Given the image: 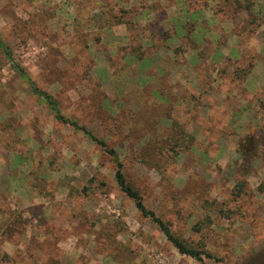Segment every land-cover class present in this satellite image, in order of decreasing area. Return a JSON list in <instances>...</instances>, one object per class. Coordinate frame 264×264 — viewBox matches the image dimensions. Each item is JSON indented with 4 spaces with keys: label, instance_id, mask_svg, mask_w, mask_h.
Listing matches in <instances>:
<instances>
[{
    "label": "rangeland",
    "instance_id": "1",
    "mask_svg": "<svg viewBox=\"0 0 264 264\" xmlns=\"http://www.w3.org/2000/svg\"><path fill=\"white\" fill-rule=\"evenodd\" d=\"M132 1L138 4L120 5L123 0H0V36L36 86L55 98L65 117L86 126L117 152L125 175L138 188L148 209L162 218L175 235L217 258L205 257L201 262L180 253L160 227L143 216L119 189L113 157L82 131L58 121L0 50V116L2 108L13 115L8 141L0 132V145L6 143L15 150L10 154L9 167L26 181L28 168L33 167L34 175L46 180L35 183L37 190L50 197L54 189L49 181L51 171L77 166L76 170H66L67 180L74 183L73 191L79 194L81 188L89 196L87 209L95 208L104 219V240L92 248L82 235L86 226L83 228L81 220L75 221L73 231L79 240L72 253L65 204H60L62 209L58 206L63 217L56 221L40 217V232L49 231V239L53 234L58 240L62 238L60 246L65 252L62 258L61 248L52 249L57 256L55 263L263 264L264 90L257 95L240 94L230 76L236 65H245L253 56L257 61L262 57L245 48L243 59L223 61L228 74L218 79L217 73L218 80L213 83V72L222 58L220 46L225 48L231 35L218 27L222 33L219 43L211 29L215 18L210 11L214 14L219 0H212L213 8L207 0H188L189 8L184 7V19L180 21L171 18L174 9L165 15V8L176 4L175 0ZM122 10L129 12L122 16ZM254 13L264 19L260 12ZM218 16L219 21L227 18L224 13ZM246 16L247 12L240 13L241 19ZM168 19L174 20L177 32H184L186 25L191 28L193 23L194 39L208 38L212 42L211 48L196 46L191 38L186 44L189 49L197 48L205 62L197 73L189 70V81L201 94H194L196 101L191 98L184 106H173L172 112L169 105L151 102L149 87L156 83L147 85V92H151L148 97L144 93L145 69L157 62L155 54L164 49L163 33L174 31ZM118 21L126 24L129 43L141 47L139 53L146 55L143 59L133 54L136 58L127 60L129 53L124 52L127 46H122L121 37L114 38L111 33L106 36L108 47L98 41L103 27ZM226 27H230L229 22ZM250 36L247 32L240 35L243 43ZM234 54L237 56V52ZM104 55L109 74L99 64ZM167 114L194 136V145L176 146ZM18 125L28 131L27 135L21 133L23 128L14 133ZM241 142L244 150L239 152ZM6 181H0V194L6 189L8 195L12 190L19 194L25 186V182H19L18 189L12 188ZM80 208L81 203L75 202L74 209L82 214ZM46 214L52 212L47 209ZM21 215L19 207L0 200V264H49L44 252L33 248H28L26 255L3 254V242L27 226ZM19 239L28 243L29 236L22 234Z\"/></svg>",
    "mask_w": 264,
    "mask_h": 264
},
{
    "label": "crops",
    "instance_id": "2",
    "mask_svg": "<svg viewBox=\"0 0 264 264\" xmlns=\"http://www.w3.org/2000/svg\"><path fill=\"white\" fill-rule=\"evenodd\" d=\"M118 1V0H117ZM120 1V0H119ZM177 3L176 4H169V6L167 8H165V15H168V12L170 9H174L173 14L170 15L172 19H175L177 21L183 20V16H182V10L185 7V3H188V0H176ZM210 3V6L213 8V6H215V3H212V0H207ZM161 2L166 3L165 0H161ZM119 4L121 5H127L129 4L131 5H137L138 3H134L132 0H123L122 3L119 2ZM151 4V3H150ZM119 6V5H118ZM171 6V7H170ZM181 6V7H179ZM179 7V10H178ZM189 8V6H186ZM150 10V8H147L145 10ZM177 10V12H176ZM254 11L260 12L261 16H264V0H257L256 1V5L254 7ZM210 15L211 17H214L215 20V24L213 25L214 32H216L217 39L218 42H220V38H222V33L221 31H223L226 34H231L228 37V41L225 43V48H222V46H220V51L222 53V58L220 60V62L218 64H216V69L213 72L214 77H216V74L218 73V67L220 66V63H222L226 58H236V59H243V55L245 53V48L249 47L253 50H255V52L259 53L262 57V59L258 60L256 62V64L254 65L251 73L248 75V77L246 78L245 82H244V87L247 90V92L249 94H259L264 90V24L262 26H260L258 28V30L249 37V39L247 40V43H243V41L241 40V37L237 34L234 33V27H233V21L230 18H226L224 20L219 21V14H213L212 11H210ZM169 16V17H170ZM173 16V17H172ZM247 17V16H246ZM174 21V20H173ZM173 21L168 19V23L172 24L171 28L173 30L175 29V26L173 25ZM221 22V23H220ZM228 22L230 23V27L227 28L226 25H228ZM220 24V25H219ZM217 26V27H216ZM218 27H220L222 30L220 31L219 29H217ZM216 28V29H215ZM104 33H101L100 36V41H102L103 43H105V46H107V42L106 40L109 38H106V36H110L109 34L111 33L113 35L114 38H118L121 37L124 42L122 41L121 44H124L122 46H129L131 45L130 42V35H129V31L128 28L126 26L125 23H114L110 26H104L103 27ZM228 30V31H227ZM120 39V38H119ZM184 33L183 34H178V36H173V39H170V44L172 47H176L181 45L182 43H184ZM210 39L206 38L205 41H207ZM118 43V42H117ZM202 44V42H201ZM199 44V45H201ZM198 45V46H199ZM219 46V45H218ZM108 47V46H107ZM215 47V46H214ZM111 48V47H110ZM235 52H237V56L234 54ZM111 54V56H116L113 55L111 52H109ZM213 53V52H212ZM118 55V54H117ZM157 55V62L153 65V67L148 66L146 67L145 71H151V69H161L162 70V77H164L165 79H163L164 81H166V83L171 87V94L173 96H175L177 98V104L180 105V102L183 100V95L186 93V91L190 90V92H192L193 94H198L200 95L201 93L198 92L196 89V87L193 85V83L191 84L189 81V76H190V72L189 70L193 71L194 73L198 72V69L202 66V64H204L205 62H203L202 58L199 55V51L197 50V48L194 49H188L187 51H185V53L182 55L181 57V61H176L174 60L173 57V53H171V51H159L155 54V56ZM213 54H211L209 57H212ZM135 56L132 53H129L127 55V60L134 58ZM136 58V57H135ZM210 58H207V61H209ZM212 60V58H211ZM213 62V61H212ZM100 66L106 70L107 74L111 73L110 71V66L108 64L107 58L104 55V59L102 61H99ZM191 65V66H190ZM190 66V67H188ZM95 67V66H94ZM93 67V68H94ZM156 67V68H155ZM194 67V68H193ZM197 68V69H196ZM154 84L156 83V81L154 80H149L147 84H145V87H148V84ZM198 86L199 84L196 83ZM143 88V86H142ZM217 88V87H216ZM149 89L151 91H153L154 86L153 87H149ZM227 93H229L228 90H226V95H228ZM175 104V105H177ZM168 105V103H167ZM10 110H8V108H2L1 110V116H0V124L9 122L11 116H13L11 113H9ZM168 120L170 121L171 125V121H173L172 118L167 117ZM23 128V129H22ZM22 129V131H21ZM25 128L22 127L21 125L18 127L17 131H21V133H23V135H27V130H24ZM17 131L14 132L15 134H17ZM1 134L3 136H5V138H9L10 132L8 129H1L0 130ZM20 132H18L19 136H22ZM24 138V137H22ZM0 154L2 157V161L3 159L5 163H7V166L9 167V162L11 158H10V154L14 153L15 150L14 148H11L8 144L6 143H2L0 145ZM7 159V160H6ZM13 163V162H12ZM24 165V164H23ZM33 166V165H32ZM7 167V169H8ZM19 167V166H18ZM33 168V167H32ZM32 168H28L29 170V177L26 180L22 179L21 177H19L18 173H15L13 169H11L9 167V171H7L6 167L3 165V163L0 160V181H6L7 182V186H10L12 188H17L18 187V183L19 182H25V186L23 189L20 190L21 193L19 194H15L16 192L14 190H12V195H8V191L7 189L5 191H3L0 194V200L2 201H7L8 203L10 202L11 206H13V208L19 207L21 210H23V215H21L22 218L27 220V226L19 233L14 234L13 238L17 235V241L13 240V238L7 239L3 242L2 247H3V254H7V256L10 255V257H12L11 255H13L15 252H20L18 255H26L27 254V249L28 248H33L34 250H41L44 253V259L46 260V262H48L49 264H57L55 263V258H57V256L55 255L56 252H54L52 249L56 247L57 248H61L60 246V242L62 240V238L60 240H58V238H56V236L53 234V236L51 237V239L48 238V236H51L49 231H44V232H40V224L37 223V220L40 217H45L47 219H49L50 221H56L57 217H63V214L61 211H58V206L60 207L61 203L65 204V209L67 211V215H66V219L69 221V226L68 228H71L70 231L71 235L68 237V241L70 242V248L72 250V253L75 251L76 249V243L78 242L79 238L78 236L75 234V232L73 231L74 228V224L75 221L77 220H81V223L84 225L83 228L84 229L82 231V235L85 238V241L87 243L90 244V247L92 248V246L94 244H99L100 241L104 240V237L101 235L104 233V229L105 227H103V218L101 216H99L96 213V209L94 208L93 210H88L87 207L85 206L86 204V200H89V196L85 195L83 192H81V188L80 193L78 194V192L76 193V191H73V187L74 183L71 181H68L66 178V174H69L66 172V170H76L78 167L73 165L70 168H58L57 170H52L51 171V177L49 179L50 182L54 183V189L51 192L52 194H50V197H48L45 193H43L42 191L37 190V186H36V182H44L46 180L42 179L39 175L35 174L34 175V171L32 170ZM64 170V171H63ZM53 172V174H52ZM38 177V178H36ZM59 179L61 181H59ZM63 179H66V182H62ZM34 182V183H33ZM62 182V183H61ZM9 183V184H8ZM23 185V184H22ZM18 189V188H17ZM78 190V189H76ZM18 191V190H17ZM74 192V194H73ZM30 198V199H29ZM47 202L46 204H44L43 202ZM75 202L81 203V211L82 214H80L79 212H76V210L74 209L75 206ZM36 206L35 210L33 211L31 208ZM39 206H41V209L39 211H37L39 209ZM62 209V207H60ZM49 209L50 212H52V215H48L46 214V210ZM98 210V209H97ZM36 213V215H35ZM35 216H34V215ZM76 219V220H75ZM49 221V222H50ZM88 223V224H87ZM88 225V226H87ZM63 228V227H62ZM29 236L28 239V243H22V241L19 239L21 237V235H27ZM100 235V237H99ZM48 239V241H51L54 243L50 244H45V242ZM31 245V247L28 246ZM27 245V247H26ZM48 245V246H47ZM46 247V248H45ZM57 250V249H56ZM60 251V250H58ZM63 248H61V254H62V258L64 255ZM56 256V257H55ZM79 256V255H78ZM19 257V256H17ZM37 259H40L41 256L39 255V257H36ZM78 258V257H76ZM63 263V261H62ZM61 263V264H62Z\"/></svg>",
    "mask_w": 264,
    "mask_h": 264
},
{
    "label": "trees",
    "instance_id": "3",
    "mask_svg": "<svg viewBox=\"0 0 264 264\" xmlns=\"http://www.w3.org/2000/svg\"><path fill=\"white\" fill-rule=\"evenodd\" d=\"M256 1L257 0H219L218 3H216L214 14L224 13L226 17L232 19L235 25L234 27L235 34L240 36L243 33L247 32L249 35H253L258 30L257 28H259L260 26L264 24V19H262V17L254 13V7L256 5ZM185 6H187V2L185 3ZM129 10H133V9H129ZM242 11L247 12L248 16L246 19L240 18V13ZM128 12H129L128 10H122V16L123 14L128 13ZM118 22L122 23L121 21H118ZM190 24L193 26L191 28H188V25H186L187 28L185 27L184 32H177L176 30H174L173 33H171L170 31L169 33L167 32L163 33V37L165 38L162 41L163 42L162 47H164V49L162 50L171 51V53H173L174 60L176 61L180 62L182 60L181 59L182 55L185 53V51L189 49V47H186V44L189 42L190 38H191V41H193L196 46H198L202 42L201 44L202 46H206V47L208 46V48H211V45H212L211 41L209 40L205 41V39L204 41L203 40L198 41L194 39L192 35V32L194 30V24L193 23H190ZM183 33H184V39H185L184 43H182L179 46L172 47L169 42L170 39H173V36L175 37V36H178V34L181 35ZM99 40L100 39H98V41ZM166 41L169 42L168 46L164 45V42ZM222 43H225V38H223ZM140 48H141L140 46L137 47V46L129 45L125 48L126 51L124 52L132 53L136 55L137 58L143 59L146 55L143 52L139 53ZM0 50L5 55L6 59L11 63L13 69L19 74V76L31 86L33 93L39 96L41 99H43L47 103V105L50 107L51 111L54 113L55 118L58 121L69 124L70 126L73 127L74 130L82 131L89 139L94 141L106 153L110 154L113 157L114 164H115V179H116V183L119 189L127 197L133 200L136 208L141 212L143 216L149 217L155 224H157L160 227L161 231L175 245V247L179 250L180 253L189 255L201 262H203V259L205 257L211 258V259L217 258L209 250L205 248L195 247L191 245L189 242H187L186 240L175 235L171 231L167 223L162 218L157 216L154 211L148 209V207L146 206L144 202V198L142 194L140 193V191L138 190V188L130 180H128L127 176L125 175L124 170H123V162L120 160L117 152L113 148L109 147L104 139L99 138L98 136L93 134L91 131H89L86 126L80 125L77 121L65 117L61 113L58 102L55 100V98L48 92L39 89L36 86L35 82L28 75L24 67L14 59L13 51L11 47L5 43V41L2 39L1 36H0ZM210 53H207V54H210ZM231 59L232 58H226L224 63L231 62ZM256 61H257L256 56H253V58L249 60L245 65H236L230 74L232 81L235 82V84L238 86V91L240 94L244 95L247 92L243 84L246 78L248 77V75L251 73ZM224 63L223 62L220 63V67L218 69V75H219L218 79H221L223 75L228 74L226 67L223 66ZM150 66L153 67V65H150ZM157 68L156 70L153 68V72L151 71L152 73L150 71L145 73L144 82L145 84H147L148 81L151 79L156 81V85L154 86L153 91H151L152 92L151 102L156 103V104L165 105V107H167V103H168L170 107L169 111L172 112L171 111L172 107L176 106L175 104H177V101H176L177 98L171 94V87L166 83V81L163 80L165 78L161 76L163 73L162 70L157 69ZM211 79L213 83H215L216 80H218L217 77H213ZM144 88H145L144 93L148 97L151 92H147V88L146 87ZM191 98L193 101H196L194 94L190 91L189 92L186 91V93L183 95V100L180 102V106H184V104L186 102H189ZM167 115L169 116V118H172L171 114H167ZM4 124L5 125H3V129H9L8 128L9 122H6ZM18 127L19 125L16 127V131ZM170 129L172 133L175 134V137L171 135V140L177 144L176 146H178L179 148H183L186 144L185 147L190 148L192 145H194L195 143L194 136L191 133H189L187 130H185L183 127H181L179 123H177L176 121H172L170 125ZM239 145L240 146H239L238 151L240 152L244 150L243 143L241 142Z\"/></svg>",
    "mask_w": 264,
    "mask_h": 264
}]
</instances>
